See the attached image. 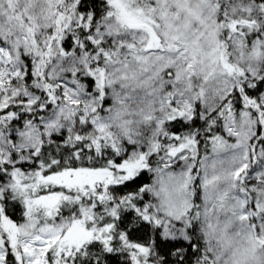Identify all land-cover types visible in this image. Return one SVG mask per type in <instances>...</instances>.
I'll use <instances>...</instances> for the list:
<instances>
[{"label":"snow or ice","instance_id":"6c2138e0","mask_svg":"<svg viewBox=\"0 0 264 264\" xmlns=\"http://www.w3.org/2000/svg\"><path fill=\"white\" fill-rule=\"evenodd\" d=\"M0 264H264V0H0Z\"/></svg>","mask_w":264,"mask_h":264}]
</instances>
